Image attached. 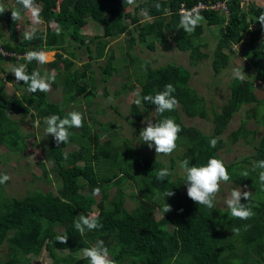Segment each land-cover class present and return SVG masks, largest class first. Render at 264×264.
<instances>
[{
  "label": "trees",
  "instance_id": "1",
  "mask_svg": "<svg viewBox=\"0 0 264 264\" xmlns=\"http://www.w3.org/2000/svg\"><path fill=\"white\" fill-rule=\"evenodd\" d=\"M10 1L13 2L12 9L20 7L16 0ZM197 1L134 0L132 5H128L125 0H36L42 8L44 30L36 31V37L31 41L23 37L14 43L5 41L3 48L18 54L30 49L54 51V60L40 65V68L36 61H25V64L28 74L39 71L43 76L45 69L55 71L58 79L52 86H59L62 103L50 102L47 93H28L27 85L21 81L23 90L17 97L0 96V147L20 154L24 149V138L29 136L22 133L17 120L10 119L8 113L20 114L23 118L31 112L37 115L43 112L39 121L44 123V118L50 115L63 118L66 115L64 109L80 100L86 107L91 106L95 86L86 76L89 62L103 59L105 64L101 74L105 77L118 74L120 71L112 64L109 40L127 33V66L123 67L129 68L133 75L138 98L154 95L164 90L165 85L172 84L176 89L173 95L179 102L174 111L161 116L156 113L154 105L146 102L137 105L132 100L128 103V114L133 120H141L143 115H152L155 120L164 116L174 118L182 129L176 142L182 155H176L175 161L188 159L189 166H196L217 157V152L224 145L219 136L232 116L242 106L254 104L250 112L244 110L239 126L227 136L231 144L241 140L254 150V154L251 159L246 157L226 165L231 176L229 182L250 189V200L242 199L241 202L250 205L254 216L242 221L232 218L227 208L218 212L196 204L187 196L183 175L179 178L170 175L163 181L158 180L155 172L165 167L151 156L138 155L129 146L127 138L118 141L114 123L91 119L89 123H94L90 125L84 120L83 127L69 130L71 135L66 144L57 145L53 137L46 135V146L42 149L54 166L55 194L26 191L24 196L15 198L3 194L0 185V249L7 256L2 264H31L29 256H38L42 251L52 264H89L83 255L76 258L73 254L91 247L98 240H103L116 264H172L174 256L177 257L175 264H264V189L258 180V170L251 171L253 161L264 160V98L256 94L258 90L264 91V29L256 22L264 12V0L257 5L251 3L245 10L239 0H227L226 15L200 11L204 21L188 34L179 28L180 4L190 7ZM201 1L214 3L224 0ZM155 3L161 5L159 10L153 6ZM142 9L148 11L151 19L144 17ZM23 11L21 8V13ZM8 13L11 15V10ZM140 13L143 15L141 22L138 18ZM87 20L98 25L100 35L86 37L80 33ZM2 21L11 31L10 39H15L11 35L18 21L14 22L11 16L6 20L0 19ZM203 23L207 27L218 26V38L210 59L214 74L227 66L228 53L234 45L245 49V55L256 72L253 81L241 83L232 79L226 101L217 109L210 107V111L204 99L190 87L191 75L187 68L170 62L156 68H151L147 61L136 65L128 56V50L134 43L144 44L150 51L157 45L165 49L168 36L179 52L187 53L188 64L195 66L207 58V53L202 50L206 43L197 41L203 34ZM56 26L61 29L59 35L56 34ZM243 38L246 39L243 41ZM65 40L69 44H77V48H84L88 62L82 65V69L74 67V60L77 61L78 57L72 46L65 47ZM0 71L3 72L1 68ZM126 78L128 75L124 74ZM257 81L261 85H255ZM208 113L212 125L210 135H204L191 126L185 127L180 120L182 115L207 119ZM248 121L259 126V137L256 136L257 129L245 127ZM103 135L108 136L101 141ZM213 138L218 141L214 148L209 144ZM66 147L73 148L64 152ZM171 162L172 166L174 161ZM39 167L43 170L42 164ZM244 170L249 171L246 177L240 174ZM41 174L45 175V171ZM126 183L133 187V193L128 197L136 201V206L130 210L123 207L127 195L122 188ZM97 187L100 193L94 200L92 190ZM112 187L115 191L110 195ZM165 190H172L175 195L165 197L172 211L164 214L161 194ZM156 210L160 213L157 219L154 217ZM91 213L97 214L103 227L86 230L82 236L75 230L73 222L78 215ZM246 225L249 226L247 229ZM237 227L240 228L238 235L232 232ZM65 234L67 243L56 241L57 235ZM56 251H66L67 254L57 256Z\"/></svg>",
  "mask_w": 264,
  "mask_h": 264
},
{
  "label": "rangeland",
  "instance_id": "2",
  "mask_svg": "<svg viewBox=\"0 0 264 264\" xmlns=\"http://www.w3.org/2000/svg\"><path fill=\"white\" fill-rule=\"evenodd\" d=\"M262 0H239L243 10L248 8L252 4H260ZM0 5H3L5 12L0 14V19L6 20L11 15L10 10H12L13 2L10 0H0ZM140 22L143 20V15L140 13L138 16ZM5 22L0 23V38L1 34L4 33V38L9 40L10 35L7 26L5 27ZM35 27L36 31H43L44 24L34 26L31 21L30 14L26 11L22 12V19L17 22V28L14 30L12 37L15 36L11 43L19 38H22V33L29 29ZM7 28V29H6ZM100 28L97 24L93 23L91 20H87L86 27L81 34L86 37L98 36L100 35ZM218 26L207 27L203 23V34L198 37L199 43H206V47L202 48L203 51L207 53V58L195 66L188 64V56L186 52H179L170 38H167L165 49L157 47L150 51L144 44L134 43V45L128 50V56L134 60L136 65L144 64V61L149 63L151 68H156L163 66L167 63H173L175 65L184 66L190 72L191 78L189 85L192 87L197 95L204 99L205 106L208 111L211 108H219L227 99L228 96V86L232 81L231 70L233 67H241L246 76H248L244 81H253L256 72L252 68L249 60L245 55V49L243 47L239 48L237 46L232 47V51L228 53V64L226 67L222 68L218 74H214L210 67L211 52L218 38L217 36ZM127 33L121 36L110 39L109 47L112 48L113 52V66L117 68L120 72L114 73L110 77H105L101 74V68L104 66L105 61L103 59L92 60L89 62V68L86 71L87 79L95 86L94 88V98L91 106L86 107L85 104L80 100L78 104L68 105L64 111L67 113L69 111H79L83 114L84 120L87 124H92L94 122L114 123L116 137L118 141L123 138L128 139L129 146L138 154L151 156L157 159L164 167L168 168L171 172L172 178H179L182 176V170L178 167L179 162L175 161V156L181 157V149H176L172 154L168 156L160 155L156 156L155 150L149 149L147 144L142 142L139 138V133L142 128L147 125L142 123L146 119L152 120L154 123V117L152 115H143L141 120H133L128 114V103L130 101H136L138 99L137 89L133 82V75L129 68L124 69L123 66L127 63V44L128 39ZM8 37V38H6ZM246 38H243V41ZM2 41V39H0ZM3 42V41H2ZM64 45L72 46V50L78 57L75 61V68L82 69V65L88 62L86 53L83 47L77 48V44H69L65 40ZM68 51V50H67ZM227 53V51H225ZM49 62L54 60L53 52H48ZM93 55V53H92ZM11 63L5 61H0V96L4 98H14L20 94L23 87L20 86V82H16L15 77L9 72ZM8 65V66H6ZM10 65V66H9ZM127 66V65H126ZM40 68V64L38 65ZM37 68V69H38ZM264 68V67H263ZM46 73L55 76V82L58 79L56 77L55 71L50 69H45ZM45 73V74H46ZM124 74L128 75V78L124 79ZM9 79V82L7 80ZM129 79V80H128ZM243 81V82H244ZM242 83V82H241ZM130 84V85H127ZM53 85V82H52ZM255 85H261V82L257 81ZM131 88V89H130ZM264 90V89H263ZM256 94L259 98H264V91L258 90ZM47 97L50 102L55 104H61V91L59 86H51V91L47 93ZM254 104H247L242 106L231 118L229 124L223 133L219 136L224 142L223 147L217 152V158L223 159L225 165L232 162L241 161L243 158L251 159L254 154V150L249 146H246L243 142L238 141L231 144L227 140V136L233 130H235L240 123V119L244 116V110L251 111ZM211 107V108H210ZM44 115L41 112L39 115L31 112L25 117H21L20 114L8 113L10 119L17 120L18 127L23 134H29V136L24 138V149L22 153H10L5 150L4 147H0V172L7 173L11 179L4 185H2L3 194L6 196H12L15 198H20L24 196L26 191H49L53 194L57 191V185L55 182V177L53 176V164L50 163L46 157V152L42 146H46V133L44 131L45 125L40 122V126H35V121L39 120L40 117ZM210 114L208 113L207 119L199 118H187L185 116H180V120L185 127L191 126L199 130L204 135H210L212 132V125L210 122ZM91 119L94 122L89 123ZM96 126V125H95ZM247 129H257L256 136L259 137L261 134V129L254 121H248L245 124ZM108 135H103L101 141L104 140ZM73 147H66L64 152L71 150ZM171 161H174L171 166ZM250 161V160H249ZM243 162L239 163L241 165ZM42 164L43 170L39 167ZM170 166V167H169ZM41 171H45V175L41 176ZM41 177V178H39ZM44 177V178H43ZM49 183V184H48ZM127 184V183H126ZM241 187L244 191H250V189L244 185H237L231 182L222 183L220 186V191L216 195L214 201L215 211L222 212L226 210L225 198L228 193L235 187ZM115 188L109 189L110 195L114 193ZM122 191L127 195L123 207L126 210L136 206V201H133L128 196L133 193V187L128 184L122 188ZM94 200L98 199V196H94ZM154 217L157 219L160 217L158 210L154 212ZM57 256H64L67 254L66 251H56ZM82 252H76L73 254L76 258L81 257ZM7 259L5 251L0 249V264H2ZM31 264H52L50 260L46 257V253L42 251L38 256H29Z\"/></svg>",
  "mask_w": 264,
  "mask_h": 264
},
{
  "label": "clouds",
  "instance_id": "3",
  "mask_svg": "<svg viewBox=\"0 0 264 264\" xmlns=\"http://www.w3.org/2000/svg\"><path fill=\"white\" fill-rule=\"evenodd\" d=\"M125 3L128 5H132L134 3V0H125ZM196 3H194L193 5H195ZM16 4L20 7L13 8L11 10V18L14 22L22 19V8L24 11L30 14L31 21L34 26L44 23L41 16L42 8L39 4L36 3V0H16ZM193 5L187 7L184 4H180V8L181 6L182 8L179 13V28L188 34L193 33L195 29L204 21V17L200 14L198 7L185 9L191 8ZM153 6L157 10L161 8V5L159 3H155ZM183 6L185 8H183ZM4 12V6L0 5V14H3ZM141 12L145 18L151 19L146 9H142ZM217 13L222 14L220 12ZM224 14L226 15L227 13ZM256 22H258L262 26V29H264V12L260 13ZM4 24L6 27V23ZM7 30L9 32V29ZM60 31L61 29L56 26L57 35L60 34ZM1 36L2 38L0 39H2L3 42L0 40V46H2V48L5 41H13L10 38V40L5 39L3 34H1ZM22 37L24 40H33L36 37V28L32 27L25 30L22 33ZM237 47L239 48V45H237ZM50 52H53V54H55L54 51ZM18 55L21 56L19 60H15L14 58L8 60H0L11 63L9 72L14 75L16 82L22 81L23 85H27L26 91L28 93L35 94L37 91L41 93L50 92L52 82H54L55 80V76L49 75L47 73L42 76L39 71H33L31 74H28L25 64V61H27L28 63L36 61L40 65L48 63V52L43 49H30L24 54ZM10 60H12V62ZM231 73L232 78L240 82H243L248 77L245 75L243 68L238 66L233 67ZM175 91L176 89L172 84H167L165 85L164 90L158 91L154 95H144L142 99H136L135 103L137 105H140L142 102H146L154 105L156 113L163 116L164 113L174 111L178 106L179 102L173 95ZM142 123L146 124L147 126L141 129L139 138L140 140H142V142L147 144L149 149L154 148L157 157L160 155L168 156L176 150V142L179 139V133L182 131V129L180 125L176 123L174 118L164 116L163 119L155 120V123H153L150 119H146ZM44 125V131L46 135L53 137L57 145H62L68 143L71 135L69 131L70 129H79L84 126V117L81 112L73 110L67 112L63 118L58 115H50L45 117ZM35 126H40L39 120L35 121ZM217 142L218 141L216 138L211 139L209 141L210 147L214 148ZM179 168L182 170V174L185 180L184 184L187 187L188 198H190L196 204L203 205L204 207L209 209L214 208V201L216 199L217 193L220 191L221 184H226L231 180V176L228 173L223 159L217 158L215 156L209 158L205 164L196 166H189V160L184 159L183 161L179 162ZM257 170L260 186L262 189H264V160L253 161L251 171L255 172ZM240 174L246 177L249 175V171L244 170ZM155 175L158 180L163 181L166 177L171 175V172L168 168L165 167L156 171ZM10 179L11 177L7 173L0 172V185L6 184ZM99 193L100 189L98 187L92 190L93 196H97L99 195ZM161 195L164 200L162 212L165 214L172 211L171 205L165 202V197H172L175 195V193L172 190H165ZM251 196V192L244 191L239 186L233 188L228 193L227 197L225 198V205L227 207L228 213L232 218L246 221L254 216V212L250 205L248 203L241 202L242 199L248 202ZM64 202L67 203V201ZM73 226L75 230L78 231L82 236L85 234L86 230L92 231L103 227V225L99 223L96 213H91L87 216L84 214L78 215V217L73 222ZM247 227L249 226L246 225L245 229H247ZM232 232L238 235L240 232V228H233ZM55 239L57 242L65 244L67 243L68 236L66 234L57 235ZM81 251L83 257L88 260L89 264H116V261L111 258L109 249L104 245L103 240H98L91 247L83 248ZM176 259V256L172 258V264H175Z\"/></svg>",
  "mask_w": 264,
  "mask_h": 264
},
{
  "label": "built area",
  "instance_id": "4",
  "mask_svg": "<svg viewBox=\"0 0 264 264\" xmlns=\"http://www.w3.org/2000/svg\"><path fill=\"white\" fill-rule=\"evenodd\" d=\"M227 0L224 1H216L214 3L211 2H202V1H198L195 5H193L191 8H185L183 6V8L185 9H192V8H199V11H215V12H220V13H227L226 12V8H225V2ZM182 8V6H181ZM181 8L179 10V13L181 11ZM14 58L15 60H19L21 58L20 55L13 53L12 51H8L2 48V46H0V60H8V59H12Z\"/></svg>",
  "mask_w": 264,
  "mask_h": 264
},
{
  "label": "crops",
  "instance_id": "5",
  "mask_svg": "<svg viewBox=\"0 0 264 264\" xmlns=\"http://www.w3.org/2000/svg\"><path fill=\"white\" fill-rule=\"evenodd\" d=\"M3 36H4V33H3ZM6 38H8V37H6ZM9 40H10V39H9ZM11 40H12V39H11ZM10 65H11V64H10ZM10 65H9V66H10ZM6 66H8V65H6ZM8 82H9V79L7 80V82H6V83H8Z\"/></svg>",
  "mask_w": 264,
  "mask_h": 264
}]
</instances>
